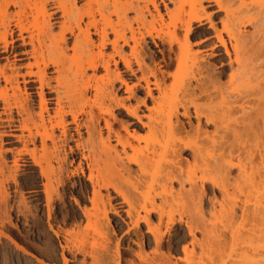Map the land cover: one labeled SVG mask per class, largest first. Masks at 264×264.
<instances>
[{"label":"bare ground","instance_id":"6f19581e","mask_svg":"<svg viewBox=\"0 0 264 264\" xmlns=\"http://www.w3.org/2000/svg\"><path fill=\"white\" fill-rule=\"evenodd\" d=\"M237 2L0 0V264L6 245L28 264H71V251L85 264H196L215 232L206 182L228 220L264 221V149L245 151L264 137V0L252 15ZM243 177L252 204L228 192ZM38 212L60 255L16 236L14 213L35 233Z\"/></svg>","mask_w":264,"mask_h":264},{"label":"rangeland","instance_id":"374dc122","mask_svg":"<svg viewBox=\"0 0 264 264\" xmlns=\"http://www.w3.org/2000/svg\"><path fill=\"white\" fill-rule=\"evenodd\" d=\"M175 1L179 2V0H175ZM257 2L258 0H245L244 4H241V2H237L234 4L233 9L236 11V13L240 11L243 13V15H252L256 12L258 8L259 4ZM171 6L174 7L173 4ZM212 9L215 10V8H212ZM215 15L217 16L216 19L218 21H219V18L223 16L222 13H217V12L215 13ZM220 27H222L221 24H220ZM200 28L206 29V26H201ZM148 45H149V48L155 49V46L150 40H148ZM166 45L167 44H165L164 47L166 48V50H168L167 49L168 45L167 46ZM168 61L172 64V66L168 69L171 76H169L167 80V84H169L170 86L175 80L173 74L177 72V62H176L174 53L170 55V59ZM228 67H225L226 69L224 68L227 71V74L224 76L223 81L229 85L230 90H231L232 89L231 81L233 80V78L231 77L230 67L229 68ZM194 74L198 76L197 69H196V72H194ZM228 100L229 102L231 101L230 104L233 103L232 102L233 100L231 98H228ZM218 102L219 101L215 103H218ZM209 129H211V127ZM224 136H227V137L223 138ZM230 136H231V130L226 133L222 132L216 137L209 136V138H206V137L201 138L204 136H200L199 142L201 143L203 147L211 148L212 147L211 144H213L212 140L214 141L217 140L216 142L218 143L221 141H229L231 140ZM257 144H260V145L257 146ZM247 145L248 147L246 148L245 151H250L258 156L259 150L264 149V137L263 139L253 138L247 142ZM245 151L239 148L238 146H235L232 151V154H233L232 157L236 159L239 156H244L246 155ZM201 163H200L201 170L202 168L207 167L205 162H201ZM210 163L211 162L209 161L208 164ZM237 171L235 170L236 172L235 176H237V173H238ZM74 179L77 182L78 189L81 188V185L84 186L83 178L76 177ZM227 184H228V192L230 193V195H232V198L236 200L239 204L243 202L252 204L256 200V196H257L256 190L249 184V181H246L244 179V177L243 179H239V181L237 179H232ZM205 187H206L207 194L204 200L203 211L205 213L206 218L209 220V222H212V230L213 232L214 231L215 232L213 236L206 239L203 248L200 245H196V264H264V239L260 236L264 233V221L262 220V218H260L263 215L260 214L259 217L255 219L252 217H248L247 219H244V220L241 217V215H239L234 220L230 221L227 219L225 213L221 211L220 205H217L216 208L211 206L210 201L208 199V197H211L213 195L212 194L213 188L211 184L209 182H206ZM217 192H218L219 197L222 198L218 190ZM33 195L34 194L32 191L30 192L29 190L28 191L26 190V196L28 200L31 201V204H33V206H35L37 202H35ZM225 199H226V202H229V199L227 198V196H225ZM67 201L71 202L70 204L73 205V201L70 200V198H68ZM61 206L63 207V205H60L58 203L57 208L60 211H61L60 208H62ZM198 211H199V208L196 207V216H197ZM42 213L43 212H38V215H39L38 225L40 223L41 224L39 225L40 227H38L40 230L38 229L37 232L35 233L32 232V230H30L31 232L26 230L25 225H23V220L21 221V219H19V217L16 216V213H14V216H13L14 221L18 223V226L20 227L23 233L19 232L16 229H14V232L16 236L19 238H23V236L26 235L27 239H29L31 242H36L38 245L40 244L41 247H45V245H49L50 247L55 248L56 250L55 249L53 250L56 252V254L58 253L60 255L61 253L60 243L62 241V238L54 236V234L50 232L49 229L48 230L46 229L48 228L47 221H46V217L43 216ZM40 215L43 216V218L40 217ZM68 228H69V225H66L65 229H68ZM2 250H5V252L7 253V261L9 262L8 264H22V263L28 264L27 261L25 262L26 257L18 253V251L15 250V248H12L6 245L3 247ZM74 253H76V251L74 252L71 251L67 253L68 257H70V263L71 264H83L84 262H83L82 255L80 254L81 255L80 256L77 253V256H76L74 255ZM80 257L82 260L80 259ZM88 261L86 264H92L91 262H88Z\"/></svg>","mask_w":264,"mask_h":264}]
</instances>
